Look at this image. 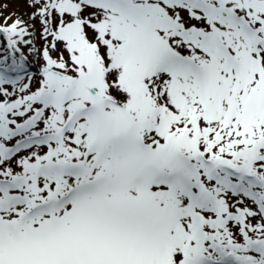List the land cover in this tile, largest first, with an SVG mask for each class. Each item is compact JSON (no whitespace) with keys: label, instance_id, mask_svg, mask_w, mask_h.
I'll return each mask as SVG.
<instances>
[{"label":"snow or ice","instance_id":"1","mask_svg":"<svg viewBox=\"0 0 264 264\" xmlns=\"http://www.w3.org/2000/svg\"><path fill=\"white\" fill-rule=\"evenodd\" d=\"M0 264H264V0H0Z\"/></svg>","mask_w":264,"mask_h":264},{"label":"rangeland","instance_id":"2","mask_svg":"<svg viewBox=\"0 0 264 264\" xmlns=\"http://www.w3.org/2000/svg\"><path fill=\"white\" fill-rule=\"evenodd\" d=\"M13 6L15 7L16 5L14 4Z\"/></svg>","mask_w":264,"mask_h":264}]
</instances>
